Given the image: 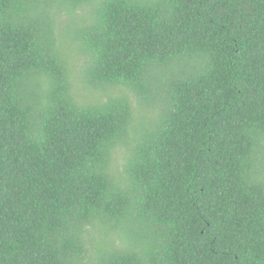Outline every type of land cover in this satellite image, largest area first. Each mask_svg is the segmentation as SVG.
Here are the masks:
<instances>
[{"label":"trees","instance_id":"trees-1","mask_svg":"<svg viewBox=\"0 0 264 264\" xmlns=\"http://www.w3.org/2000/svg\"><path fill=\"white\" fill-rule=\"evenodd\" d=\"M0 264H264V0H0Z\"/></svg>","mask_w":264,"mask_h":264},{"label":"rangeland","instance_id":"rangeland-1","mask_svg":"<svg viewBox=\"0 0 264 264\" xmlns=\"http://www.w3.org/2000/svg\"><path fill=\"white\" fill-rule=\"evenodd\" d=\"M96 94H97L98 96H102V95L100 94V92H97V91H96ZM124 157H125V156H121V159H123ZM114 240H115L114 246L117 247V244H118L119 249H123V248H125V247L127 246V243L124 242V241H122L121 233H117V234L115 235Z\"/></svg>","mask_w":264,"mask_h":264}]
</instances>
